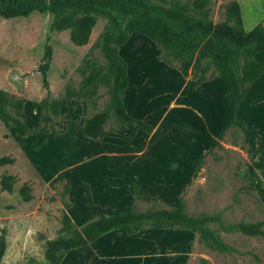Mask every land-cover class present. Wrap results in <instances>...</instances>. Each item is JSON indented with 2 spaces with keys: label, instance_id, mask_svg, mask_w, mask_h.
I'll list each match as a JSON object with an SVG mask.
<instances>
[{
  "label": "rangeland",
  "instance_id": "rangeland-1",
  "mask_svg": "<svg viewBox=\"0 0 264 264\" xmlns=\"http://www.w3.org/2000/svg\"><path fill=\"white\" fill-rule=\"evenodd\" d=\"M149 1L168 7L169 0ZM209 1L210 18L213 22L222 21L228 0ZM237 1L244 27L264 25V0ZM52 20L50 12L39 11L27 16H0V88L25 98L24 111L30 127L27 135L20 136L0 121V157L14 158L12 164L0 166V176L3 173L16 176L11 192L0 187V241H5L0 264H48L45 242L59 236L64 209L60 195L64 180L56 179L60 172L70 182L66 199L71 206L66 211L78 226L98 212L112 214L129 208L132 195L127 185L135 182L140 186L139 196L144 201L158 199L168 205H178L182 199L191 214L216 215L217 220L209 226L230 247L223 252L210 249L199 240L197 233L172 229L167 234L154 232L135 239V252L141 260L151 258L155 264H264V236L243 234L233 228L238 222L264 221V157L245 171L246 177L242 176L248 157L242 148L243 134L237 127L227 130L221 145L213 147L200 159L201 168L196 177L193 173L201 161L194 166L190 150L181 170L173 171L175 167L165 155L168 141H163L167 146L162 145V133L154 139L157 146L144 155L141 150L140 157L121 156L124 149H120L119 154L110 157L87 158L97 151H118L112 149V144L127 142L136 146L143 143L136 131L101 142L80 133L79 123L84 114L101 110L107 103L105 86L99 87L101 97L89 108L73 100L63 102L60 106L62 128L57 133L39 130V101L46 95L57 97L67 84L78 87L89 64L104 61L98 41L108 24L105 17H97L88 43L81 46L71 42L68 29H53ZM121 48L119 54L130 65L131 74L142 66L156 75L160 86L156 83L153 90L157 93L155 101L164 103L168 98V72L159 59L157 46L135 32ZM48 49L49 63L44 68L42 64L47 61ZM153 81L146 83L153 86ZM261 87L260 99L254 102L258 110L246 105L241 111V119L258 121L260 126L264 124V84ZM129 96L132 101V93ZM129 100L128 111L133 117L151 124L157 120V115H150V103L137 105ZM167 124L168 119L163 127ZM24 182L32 187L33 198L29 201H23L18 193ZM51 182L54 186L49 185ZM85 182L90 187L92 204L85 201L82 187ZM140 206L145 207V203L140 202Z\"/></svg>",
  "mask_w": 264,
  "mask_h": 264
},
{
  "label": "trees",
  "instance_id": "trees-1",
  "mask_svg": "<svg viewBox=\"0 0 264 264\" xmlns=\"http://www.w3.org/2000/svg\"><path fill=\"white\" fill-rule=\"evenodd\" d=\"M167 2L168 7L155 5L149 0H0V16L4 18L27 16L33 11L50 12L53 15V29H68L71 42L77 46L88 43L97 17L108 20L98 41L103 63H90L78 87L67 84L57 97L46 95L39 101V130L58 132L62 128L60 105L64 99L80 102L89 108L101 97L99 87L105 86L108 100L104 108L92 113L86 112L81 119L80 129L85 136L102 139L110 132L135 125L152 131L150 123L136 119L127 112L123 101L128 86V67L118 48L127 42L133 32H139L157 46L159 58L178 68L184 76L190 77L192 85L198 86L213 77L221 78L227 90L228 119L211 149L221 145L227 130L237 127L243 134L242 148L248 157L244 164L248 165L257 156L259 134L255 127H245L238 120L237 113L250 86L264 70V66L254 58L256 53L264 51V25L258 23L251 30H245L237 0L227 1L224 6L225 17L219 22H213L210 18L209 0H193L191 4L178 0ZM45 57L47 61L42 64L44 68L49 63V49ZM43 80L47 86L45 77ZM24 103V97L0 88V121L5 127H13L20 136L29 132ZM13 162L11 156L0 157V166ZM201 163L193 177L197 176ZM56 179L64 180L60 191L64 209L59 236L45 242L48 264H59L68 250L92 243L117 229L127 234L147 228L187 230L197 233L199 240L210 249L221 252L230 249L209 226L217 220L216 215L191 214L182 199L178 205H168L158 199L144 201L139 196L140 186L135 182L127 185L132 195L127 210L112 214L98 212L77 226L66 211L71 206L66 199L70 182L64 179L62 172L57 174ZM15 181V175L3 173L0 176V187L11 192ZM49 185L54 186V183ZM82 187L86 203L92 204L88 183H83ZM18 193L23 201L33 198L32 187L28 182L19 187ZM140 202H144L145 207L142 208ZM263 226V220L233 224L235 230L251 236H264ZM4 248L5 241L2 239L0 257Z\"/></svg>",
  "mask_w": 264,
  "mask_h": 264
},
{
  "label": "crops",
  "instance_id": "crops-1",
  "mask_svg": "<svg viewBox=\"0 0 264 264\" xmlns=\"http://www.w3.org/2000/svg\"><path fill=\"white\" fill-rule=\"evenodd\" d=\"M246 28L249 27H244L245 30H249L252 27L249 29ZM134 34L135 32L130 35L127 42L131 40L132 35ZM143 36L150 40L145 35ZM124 45L118 48L119 53H121V49H123L121 47ZM157 53L158 51L155 50V55H157ZM263 55L264 51H260L255 54L254 58L264 66V60L262 59ZM161 62L164 65L165 70L168 72V98L162 104H157L155 101L157 93L153 90L156 87V83H159L156 79V75L149 73V71L142 66V68L139 67V70H136L131 74L130 65L127 64L128 86L123 95L124 104L129 113L128 100L132 97L129 96L130 93L133 95L132 101L129 100L130 103L134 102L137 105H146L145 103H150L148 107L150 115L151 113L157 115V120L153 124L150 123L153 127L152 131L149 132L143 127L135 125L133 127L110 132L102 139H94L85 136L80 129V133L83 136L94 140H100V142L105 141L110 137H120L123 134L136 131L140 137L143 138V143L136 146L127 142H124L122 145L112 144V146H114L112 149L118 151L109 152L107 149L97 151L87 158L98 159L100 157H110L113 154H119L120 149H124V151L120 153L122 154L121 156L140 157L141 150H143L142 155H144L148 150L157 146V143L153 142L158 133H162V145L167 146L163 141H168V153L165 155H167L166 158L171 161L172 166L175 167V169H173L174 172L181 170L189 150L193 152L194 166L208 153L213 142L218 140V135L228 119V96L224 83L221 78L213 77L203 81L198 86H194L191 83L190 77L184 76L178 68L166 64L163 60H161ZM138 63L139 62H137V64ZM147 80L150 82L151 80H154V85L152 86L151 83H146ZM262 84H264V70L250 86L238 108V120L247 128L255 127L259 134L257 141V156L242 169V176H244L246 170H249L253 165H257L261 157H264V124L260 126L258 121L241 119V111L246 105L256 111L258 110V104H254V102L260 99ZM221 98L223 99L222 101H224V111L222 115ZM70 100L71 99H64L63 102ZM167 119L168 126L164 125L163 127V124ZM13 130L15 132L14 128ZM14 132L9 133L12 135ZM170 231L173 230L170 228H147L133 234H127L122 229L113 230L102 235L92 243L68 250L59 264H142L143 258L141 260L140 255L135 252V250H137V248L135 249V239L137 240L145 234H151L154 232L167 234ZM143 264H155V262H153L151 258H147L143 260Z\"/></svg>",
  "mask_w": 264,
  "mask_h": 264
}]
</instances>
